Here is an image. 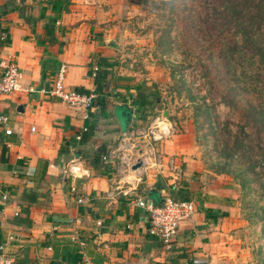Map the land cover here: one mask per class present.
Wrapping results in <instances>:
<instances>
[{"label":"crops","instance_id":"crops-1","mask_svg":"<svg viewBox=\"0 0 264 264\" xmlns=\"http://www.w3.org/2000/svg\"><path fill=\"white\" fill-rule=\"evenodd\" d=\"M95 3L0 0V6L12 7L0 15V76L7 60L22 73V90L0 93V108L8 115L7 124H0V243H7L6 255L13 264H80L83 253L92 264H248L233 223L240 190L210 168L189 123L158 144L170 170L117 173V159L100 169L91 165L99 146L107 154L122 131L144 121L134 99L136 80L119 66L120 44ZM62 65L68 88L97 91L88 119L50 94ZM120 106L128 110L121 113L123 121ZM83 126L88 130L78 140ZM74 160L89 177L64 172ZM166 193L196 206L169 249L149 235L148 212L136 204L143 198L158 205Z\"/></svg>","mask_w":264,"mask_h":264},{"label":"rangeland","instance_id":"rangeland-1","mask_svg":"<svg viewBox=\"0 0 264 264\" xmlns=\"http://www.w3.org/2000/svg\"><path fill=\"white\" fill-rule=\"evenodd\" d=\"M94 1L120 44L119 66L153 94L152 107L137 110L141 125L163 116L174 134L190 124L210 168L240 190L233 223L248 264H264V97L232 77L227 44L236 34L224 0ZM249 98L262 105L256 120L242 115Z\"/></svg>","mask_w":264,"mask_h":264},{"label":"built area","instance_id":"built-area-1","mask_svg":"<svg viewBox=\"0 0 264 264\" xmlns=\"http://www.w3.org/2000/svg\"><path fill=\"white\" fill-rule=\"evenodd\" d=\"M5 33L1 32L0 38L3 39ZM3 67L0 76V93H13L22 90L20 72L17 64L11 60L1 63ZM98 67H95L94 74ZM65 66H60L56 74L50 94L57 97L67 105L83 110V118L88 119L91 109L98 104L97 91L90 92L81 91L74 88H68L64 83ZM32 91V88H27ZM8 115L0 108V124L6 125ZM88 130L87 126H83L81 133L77 139L80 140L83 133ZM174 131L173 124L170 120L163 116H156L149 124L142 126L138 125L130 127L120 133L117 145L102 155L104 163L111 162L110 159L119 160L117 173L127 170L133 171V166L140 163L136 169L146 170L154 168L158 173L166 167L170 170V160H167L166 165L162 163L161 153L157 147L159 142L172 136ZM10 129H5V133L9 134ZM164 166V167H163ZM69 176L74 178L89 177V171L81 165L80 160L71 161L64 170ZM134 180L140 177H133ZM125 179V177H124ZM129 181V178H127ZM131 185V180L129 181ZM122 193L127 194L129 191L126 188H120ZM4 197V196H3ZM79 203L83 201L80 197L77 199ZM136 204L144 208L148 212L147 231L149 235L156 237L162 242L165 248H171V243L176 235L179 225L188 220L195 212V202L189 198L178 197L171 193H166L160 204H154L150 200L138 198ZM100 224V221H97ZM10 239H13L11 236ZM6 244L0 243V264H13L10 256L6 255ZM80 264H92L91 260L83 253Z\"/></svg>","mask_w":264,"mask_h":264},{"label":"trees","instance_id":"trees-1","mask_svg":"<svg viewBox=\"0 0 264 264\" xmlns=\"http://www.w3.org/2000/svg\"><path fill=\"white\" fill-rule=\"evenodd\" d=\"M222 5L227 9L224 23L234 29L236 34L230 45L227 44L229 53L226 58L228 63L232 64L230 67L232 77L236 81L243 79L242 82H247L250 85L249 92H255L261 100L264 97V0H224ZM11 9L12 7L7 5L0 6V15L6 14ZM136 90L134 99L142 107L141 112H143L145 106L153 102L149 99L153 94L146 91L144 85H140ZM129 97L132 98L133 95L129 94ZM237 101L238 99L233 102L235 107ZM259 104L260 101L255 104L252 98L245 100L246 107L242 113L245 119L256 120L262 116V105L260 107ZM127 112L125 106L118 107L117 113L121 121H123L121 113L127 114ZM106 151L107 147L101 145L92 153L90 163L94 169H100L105 165L101 157Z\"/></svg>","mask_w":264,"mask_h":264},{"label":"water","instance_id":"water-1","mask_svg":"<svg viewBox=\"0 0 264 264\" xmlns=\"http://www.w3.org/2000/svg\"><path fill=\"white\" fill-rule=\"evenodd\" d=\"M139 165H140V163L138 162L137 164H135V165L133 166V169L139 167Z\"/></svg>","mask_w":264,"mask_h":264}]
</instances>
